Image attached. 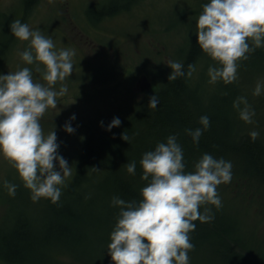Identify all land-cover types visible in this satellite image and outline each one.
Returning <instances> with one entry per match:
<instances>
[{
  "label": "trees",
  "instance_id": "obj_1",
  "mask_svg": "<svg viewBox=\"0 0 264 264\" xmlns=\"http://www.w3.org/2000/svg\"><path fill=\"white\" fill-rule=\"evenodd\" d=\"M40 1L23 0L22 23ZM135 1L114 0L109 6L89 11L88 15L101 22L121 9L128 11ZM207 2H198V15ZM5 17L1 45L10 44L15 38L10 29L13 20L6 13H0V18ZM196 32L197 24L182 51L180 61L185 76L169 82L170 73L161 83L153 84L152 81L151 88L142 91L143 97L119 118V127L89 132L74 174L61 190L60 199L53 203L47 198L39 217L35 215L40 223L35 226L37 221H33L32 216L21 214L13 232L2 231L0 251L8 262L36 261L38 258L44 264H60L61 257H71L85 264H114L111 258H105L99 252L92 254L85 242H91V233L105 230L106 238L100 240L109 245L120 212V208L112 204L113 198L142 200L141 190L149 182L142 179V156L154 151L159 143H166L173 135L182 147L186 171H194V164L205 153L216 159L222 158L231 162V181H235L232 186L241 191L233 192L234 202L246 200L243 194L246 191L264 200V131H259L263 134L253 141L249 135L253 131L249 129L251 124L241 120L239 111L233 107L237 98L244 97L238 76L232 84L222 80L214 84L209 82V67L221 65L201 50ZM249 43L251 45V41ZM2 51L0 49V53ZM189 64L196 65L191 77L186 75ZM239 64L249 72L257 68L264 72V47L249 53L248 59ZM153 95L158 97L159 104L157 108L149 109V98ZM251 107L255 111L254 122L259 114H264V107ZM202 116L210 120L207 130L200 123ZM197 128L202 130L198 145L186 132ZM125 131L130 137L129 143L121 139ZM132 161L136 162L134 175L124 166ZM205 208L210 209L209 215L213 219L205 223L193 222L195 231L189 233L193 253L203 248L204 255L212 259L208 264H264V247L252 243L231 213L223 206L217 208L207 204L201 206L202 214ZM259 209L264 213V204Z\"/></svg>",
  "mask_w": 264,
  "mask_h": 264
},
{
  "label": "clouds",
  "instance_id": "obj_2",
  "mask_svg": "<svg viewBox=\"0 0 264 264\" xmlns=\"http://www.w3.org/2000/svg\"><path fill=\"white\" fill-rule=\"evenodd\" d=\"M10 29L16 39L29 42L19 55L27 65H35L43 83L34 80L29 67L0 74V155L17 169L34 201L50 198L56 203L61 196L58 185L71 175V167L58 155L56 130L45 135L40 120L46 110L57 108V97L67 93L63 82L73 73L72 59L76 52L57 51L50 37L31 30L18 19L12 21ZM196 34L201 50L221 65L209 67V82L222 80L232 84L238 78V63L264 47V0H208L198 17ZM167 66L172 69L169 82L185 76L182 63L169 60ZM195 71L196 65L189 64L187 77ZM58 82L61 87L56 91ZM262 87L258 82L253 95L260 96ZM158 104L156 95L149 98V109L157 108ZM233 107L239 111L241 120L253 123L255 111L245 97L237 98ZM75 119L73 115L71 120ZM200 123L204 130L210 126L207 116H202ZM120 124L119 118H114L107 130ZM64 130L69 134L75 131L70 123L65 124ZM186 132L198 145L202 130ZM249 135L255 141L259 132L252 131ZM121 139L129 143L126 131ZM54 162H58L59 171ZM140 164L142 179L149 181L141 190L142 200L125 201L119 197L112 200L120 212L110 236L108 255L114 264H189L188 252L194 248L189 233L196 228L193 222L213 219L210 209L201 213L202 205L222 206L217 187L231 181L232 164L205 153L194 164V171H186L182 147L174 135L166 143H159L154 151L143 154ZM124 166L129 174H135V161ZM4 186L9 195H15L16 185L5 181Z\"/></svg>",
  "mask_w": 264,
  "mask_h": 264
},
{
  "label": "rangeland",
  "instance_id": "obj_3",
  "mask_svg": "<svg viewBox=\"0 0 264 264\" xmlns=\"http://www.w3.org/2000/svg\"><path fill=\"white\" fill-rule=\"evenodd\" d=\"M113 1L41 0L25 17L24 23L31 30H39L50 37L57 51L75 49L76 52L72 59L73 73L63 82L67 85V93L58 96L57 108L46 110L40 120L45 135L56 130L58 155L63 156L71 167V175L62 185H58L60 191L74 174L86 135L106 129L114 118H120L143 97L144 92L140 90L143 77H148L153 84L157 81L161 83L172 73L167 66L169 60L181 63L182 51L187 47L198 21V2L202 0H136L128 11L121 9L101 22L88 15L89 11L109 6ZM22 7L23 0H0V13H6L12 20H20ZM5 22L6 17L0 18V41L4 40ZM28 46L29 42L16 38L10 44H0V49H3L0 53V74L7 75L29 67L34 80L43 83L40 74L35 71V65H27L19 55ZM250 71L238 63L237 76L242 95L250 105L264 107V87L260 96L253 95L258 82L264 85V72L259 68ZM60 87L61 82H58L55 90L59 91ZM73 115L75 120H71ZM66 123H70L75 130L73 134L64 130ZM249 129L264 131V114H259ZM54 163L59 171L58 162ZM5 181L17 186L14 196L9 195ZM233 183L235 181L217 187L221 204L239 221L243 232L253 240L252 243L264 247V213L259 212L264 200L246 191L243 193L246 200L234 202L233 192L241 191L234 189ZM46 199L34 201L31 190L25 187L17 169L0 155V246L4 237L2 231L13 232L21 214L32 216L33 221H37L35 226L40 223L37 217ZM41 221H45L43 216ZM106 234L105 230L91 233V242L85 244L92 254L99 252L105 258H111L107 252L108 246L100 240L106 238ZM188 256L189 264H208L212 260L204 255L203 248H198L194 253L193 249L190 250ZM32 260L10 263L0 251V264H44L38 258ZM60 261V264H85L71 257H61Z\"/></svg>",
  "mask_w": 264,
  "mask_h": 264
},
{
  "label": "water",
  "instance_id": "obj_4",
  "mask_svg": "<svg viewBox=\"0 0 264 264\" xmlns=\"http://www.w3.org/2000/svg\"><path fill=\"white\" fill-rule=\"evenodd\" d=\"M151 82L149 81L148 77H143L141 80H140V90L141 91H146L148 89L151 88Z\"/></svg>",
  "mask_w": 264,
  "mask_h": 264
}]
</instances>
